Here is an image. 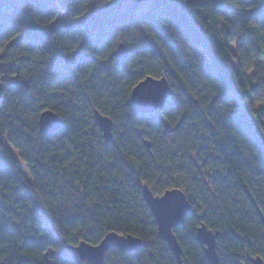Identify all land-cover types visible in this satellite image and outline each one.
Returning a JSON list of instances; mask_svg holds the SVG:
<instances>
[{
	"label": "trees",
	"instance_id": "16d2710c",
	"mask_svg": "<svg viewBox=\"0 0 264 264\" xmlns=\"http://www.w3.org/2000/svg\"><path fill=\"white\" fill-rule=\"evenodd\" d=\"M63 15L79 19L62 25ZM120 42L127 59L114 53ZM262 58L264 0H29L1 10L0 264H89L69 250L109 232L142 244L111 248L101 264H178L143 184L190 200L184 227H173L184 264H210L201 223L217 233L218 264L264 259ZM148 75L165 76L173 93L142 114L129 96ZM45 109L62 125L41 134ZM94 109L113 120L111 140ZM51 249L59 257L49 262Z\"/></svg>",
	"mask_w": 264,
	"mask_h": 264
},
{
	"label": "water",
	"instance_id": "95a60500",
	"mask_svg": "<svg viewBox=\"0 0 264 264\" xmlns=\"http://www.w3.org/2000/svg\"><path fill=\"white\" fill-rule=\"evenodd\" d=\"M29 0H0V11L10 7L17 8L20 2ZM40 2V0H31ZM127 46L120 42L115 50V54L120 59H127L129 56ZM3 84L0 81V96L2 95ZM172 88L168 84L165 76L152 77L150 75L137 82L130 93V102L132 107L138 113H151L163 108L168 98L172 96ZM95 121L103 134L105 141L112 138L113 120L108 116L94 109ZM38 131L41 134L57 131L62 125L61 118L57 113L50 109L41 111L38 120ZM146 145L150 143L146 140ZM142 197L147 208L150 209L153 219L155 220L158 236L161 240H165L170 251L173 253L178 264L182 262V251L178 240H176L174 226L184 227L185 216L192 209L190 200L187 198L183 190L172 187L165 190L160 195H154L149 186L142 185ZM217 233L201 223L196 230V239L200 243L204 255L210 264H218L217 260ZM142 241L132 234L122 235L116 232H109L97 244L93 245L86 241H80L71 249L74 251L79 260L88 262L89 264H101L107 251L111 248H119L124 251H136L140 248ZM251 264H264V259L259 256H253Z\"/></svg>",
	"mask_w": 264,
	"mask_h": 264
},
{
	"label": "rangeland",
	"instance_id": "374dc122",
	"mask_svg": "<svg viewBox=\"0 0 264 264\" xmlns=\"http://www.w3.org/2000/svg\"><path fill=\"white\" fill-rule=\"evenodd\" d=\"M60 19H61L60 22H61V24L63 25V24H68V23H74V22H76V20H78L79 18L67 19V18H65L64 15H63V16H60ZM261 64H262V69H264V58L261 59ZM234 67H235V69L238 68L237 60H234ZM250 74H252V76L254 75L252 72H251ZM246 103H247L248 105H250V106L253 108V110H256V108H257L259 105H261L260 101H256L255 96H252V95H250V96L247 97ZM262 134L264 135V130L262 131ZM16 154H17V152H16ZM21 169H22L24 175H27V176H28V170H27V168H25L24 166H22ZM44 220H45V221H48L46 218H44ZM47 253H48V254H46V257L48 258V261H49V262H51V261L53 260V258H57V257H59V256H58V255H59V251H56V250L51 249V250H49ZM69 253H70L71 255H73V256H76L75 253H74V251L69 250ZM48 255H50V256L52 255L53 258H52V257H51V258L48 257ZM83 262H86V260L83 261Z\"/></svg>",
	"mask_w": 264,
	"mask_h": 264
}]
</instances>
